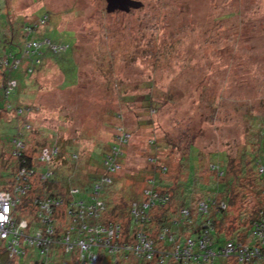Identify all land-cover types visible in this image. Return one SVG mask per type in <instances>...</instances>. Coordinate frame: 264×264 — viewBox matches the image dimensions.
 Masks as SVG:
<instances>
[{"label":"rangeland","instance_id":"rangeland-1","mask_svg":"<svg viewBox=\"0 0 264 264\" xmlns=\"http://www.w3.org/2000/svg\"><path fill=\"white\" fill-rule=\"evenodd\" d=\"M139 1L140 8L108 13L105 0H0V27L5 26L1 31L7 34L0 36V50L16 53L24 25L44 12L49 19L38 32L72 46L63 57H45L31 77L36 86L28 89L33 99L27 101L34 109L29 113L35 129L29 136L32 142L61 138L80 153L85 171L92 156L101 164L117 132L127 133L122 163L113 176L118 185L110 188L113 191L104 189L115 196L114 204L121 196L137 195L155 144L161 161L170 156L172 166L180 154L190 155L189 145L206 162L219 153L234 158L246 144L249 118L264 116V0ZM12 28L14 46L8 44ZM6 54L0 57L10 61ZM9 117L0 123L7 150L13 130L6 123ZM81 173L74 186L79 196H89L90 180ZM199 182L208 189L206 175ZM204 190L196 197L208 194ZM235 193L228 224L238 220L242 225L239 217H247L255 198L248 188L237 186ZM186 216L183 240L213 226ZM67 222L63 220L64 226ZM92 251L104 255V264L117 258L108 261L99 247ZM31 253L28 250L29 261L23 258L17 264L80 261L77 247L71 253H62L60 246L49 255ZM221 258L203 264H240L235 257ZM133 262L141 261L131 253L124 264Z\"/></svg>","mask_w":264,"mask_h":264},{"label":"trees","instance_id":"trees-1","mask_svg":"<svg viewBox=\"0 0 264 264\" xmlns=\"http://www.w3.org/2000/svg\"><path fill=\"white\" fill-rule=\"evenodd\" d=\"M48 19V14L44 12L32 23L24 25L16 53L7 49L0 50V55L9 52L11 58L7 61L0 57L6 62L0 64V123L4 121V116L9 114L6 123L13 128L8 138V150L0 133V193L9 197L12 223L9 226L10 234L6 238H0V264H17L23 258L29 261L28 250H32L30 255H49L53 248L60 246L62 253H71L74 247H77L80 253L77 245L66 252L63 243L66 236L71 241L93 237V234L81 228V222L75 214L80 204L86 207L96 201L102 202L103 207H96V215L87 217L86 221L93 227L114 228L117 238H114L113 242L118 247V250L110 251L100 243L91 246L90 252L97 256L98 264H104V255L92 251L98 247L108 255V261L111 256L117 257L111 264H124L131 253L141 261L140 264L144 261L149 264H177L169 252V248H173L169 237L163 241L158 237L164 227H167L171 234H176L180 244L185 243L186 240L181 237L185 235L182 233L184 230L188 231L185 224L189 219L183 216L184 209L192 220H205L213 225L209 229L213 249L233 242L242 244L249 250L258 248L260 253L264 254V247H260V241L254 234L257 226L264 223V116L249 118L250 124L245 127L246 144L234 158L226 153H219L211 156L210 162H206L199 151L189 145L188 149L192 150L190 155L180 154L172 166L169 163L170 156L165 162L161 161L155 152L157 144L154 142L155 148L151 149L152 153L148 157L149 167L144 173L148 176L141 182V189L139 188L137 195L132 197L121 196L117 204L113 203L116 201L115 196L109 195L104 189L108 187V190L113 191L114 189L110 188L118 185L113 176L119 172L122 163L125 153L123 147L128 144L127 133L117 132L115 141L108 144L110 148L104 153L101 164L96 156H92L93 162L88 163L89 169L85 164V171L82 168L83 163L79 162L80 153L72 150L61 138L32 142L29 136L35 129L29 119V113L34 109L27 101L33 99L30 98L32 94L28 97V89L33 88L31 90L34 91L36 86L32 85L31 77L42 66L45 57H63L72 49L70 44L53 42L50 37L38 32ZM8 27L9 23L7 29ZM3 28L5 26L0 27L1 39L7 35L1 31ZM10 31L12 35H8V44L13 45V28ZM12 81L15 82L14 85H10ZM148 101L150 102L149 99ZM173 169L176 173H172ZM80 173L86 176V180H90L92 192L89 196H79L80 190L74 186L75 181L81 178ZM203 175L208 177L207 190H204L205 185L199 182ZM180 176H183V181H179ZM97 183H100L99 190L95 188ZM237 186L248 188L255 198L252 209L246 213L247 217H239L242 225H238V220L228 224L229 208L236 203ZM203 190L208 191V194L197 198V193ZM146 191H153L157 196L152 200V206L144 208L143 205L150 200ZM201 200L207 205L206 213L199 210ZM173 203L174 206L171 207ZM111 204L114 206L111 207ZM134 205L141 211L139 216L132 213ZM197 214L199 217L195 219ZM64 219L69 220L65 226ZM21 222H26L27 229L19 226ZM174 229L181 234L174 233ZM140 234H145L154 246L158 244L156 252L150 257L137 253L134 249L140 242ZM191 234L195 237L193 232ZM37 236L42 244L30 243L29 240ZM94 239L98 238L94 236ZM99 239L103 243L104 234ZM166 246L168 249L163 251L165 253L157 250ZM117 254L122 255L119 260ZM80 257L81 254L79 259ZM218 258L222 259L221 256ZM80 262L81 259L75 264H81ZM245 264L264 263L262 259L252 258L250 263Z\"/></svg>","mask_w":264,"mask_h":264},{"label":"built area","instance_id":"built-area-1","mask_svg":"<svg viewBox=\"0 0 264 264\" xmlns=\"http://www.w3.org/2000/svg\"><path fill=\"white\" fill-rule=\"evenodd\" d=\"M1 63L6 64V62H3V60L0 59V64ZM14 84L15 82L13 81L10 82V85H14ZM45 155H46V152H45ZM117 168L118 166H116V169ZM106 181H109V179H106ZM95 188L99 190L100 183H97L95 185ZM145 193L150 196V200L149 202L143 205L144 208L149 205L152 206L154 204L152 200L155 199L157 196V194L153 191H146ZM161 200H164V199H161ZM92 204L86 207H84L83 204H80L75 216L81 222V228L86 229L89 233H91V235L93 234V237L90 236L88 240L80 239L78 241H71L69 237L66 236L64 243H63L66 252L71 251L73 246H76V245L79 246L80 254H81L80 259L84 264H87V263L92 264L93 260L97 262V256L93 255L90 252L91 246H95L100 243L102 244V246H104L105 248H108L110 251L118 250L117 244L113 242L114 238H117L114 228L112 227L88 228L87 227L86 218L93 217L96 215L95 214L96 207H99V208L103 207V203L100 201H96L95 203H92ZM199 210L201 212L206 213L207 205L202 202L200 204ZM182 211H183L182 213L184 217L189 214L188 211H186L185 209ZM132 213L135 216H139L141 211H138L134 205V207L132 208ZM0 217H2L0 218V238H6L10 234L9 226H11L12 223H11V218H10V200H9L8 195H6L5 193H0ZM19 226L20 227L26 226V222H21ZM209 233L210 232H209L208 227H205V228L202 227V229H200L198 232L195 231V233H193L195 237L186 238L185 243L180 244L178 241V238L176 237V234L174 235L171 234L169 232V229L167 227H164L163 232L159 234L158 238L159 240L163 241L164 238H166L167 236L169 237V240L173 243V248L172 247L169 248V252L171 253V257L177 264H203V263H207L208 261H213L216 257H220V256L227 257V258L235 257L237 258L239 262L243 264L250 263L252 258L262 259V262L264 263V254H261L258 248H255L254 250H249V248L245 247L242 244H235L233 242H227L224 245V247L213 249ZM102 234H104V238H105L103 240V243H101V240L99 239ZM254 234L257 235V240L260 241V247L261 246L264 247V223L262 225L257 226ZM94 236H96V238L98 239L97 240L94 239ZM138 239L140 240V242L137 246L134 247L137 253H144L150 257L156 252V247L154 246L153 242L145 234H140L138 236ZM29 241L30 243L36 242L37 245L42 244L38 236ZM167 249L168 247L166 246L164 248L162 247L157 250L161 253H165L163 251ZM202 253L203 255H201ZM84 254L86 255L84 256ZM161 255L162 257H164L163 254ZM160 263H162V261Z\"/></svg>","mask_w":264,"mask_h":264},{"label":"water","instance_id":"water-1","mask_svg":"<svg viewBox=\"0 0 264 264\" xmlns=\"http://www.w3.org/2000/svg\"><path fill=\"white\" fill-rule=\"evenodd\" d=\"M106 1V11L108 13L114 12L116 10L128 12L131 8H140L142 2L139 0H105Z\"/></svg>","mask_w":264,"mask_h":264},{"label":"snow or ice","instance_id":"snow-or-ice-1","mask_svg":"<svg viewBox=\"0 0 264 264\" xmlns=\"http://www.w3.org/2000/svg\"><path fill=\"white\" fill-rule=\"evenodd\" d=\"M5 211H6V209H5ZM0 218H2V217H0Z\"/></svg>","mask_w":264,"mask_h":264}]
</instances>
